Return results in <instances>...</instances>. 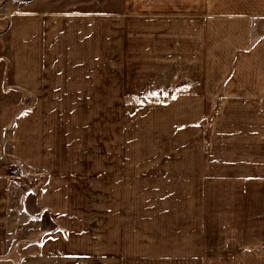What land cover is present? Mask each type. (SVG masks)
Here are the masks:
<instances>
[{
    "label": "crops",
    "instance_id": "crops-1",
    "mask_svg": "<svg viewBox=\"0 0 264 264\" xmlns=\"http://www.w3.org/2000/svg\"><path fill=\"white\" fill-rule=\"evenodd\" d=\"M2 3L0 264H208L204 232L174 231L175 198L151 200L170 188L202 191L207 158L145 152L146 139L131 136L132 100L154 88L179 96L176 112L194 122L221 90L259 88L261 78L213 75L212 18L223 19L226 52L225 18H263L264 0ZM253 252L236 248L235 264H259Z\"/></svg>",
    "mask_w": 264,
    "mask_h": 264
},
{
    "label": "rangeland",
    "instance_id": "rangeland-1",
    "mask_svg": "<svg viewBox=\"0 0 264 264\" xmlns=\"http://www.w3.org/2000/svg\"><path fill=\"white\" fill-rule=\"evenodd\" d=\"M29 1L2 0L5 4H14L10 9H15L17 2L25 3L20 8L27 7ZM2 2L0 7L4 8ZM225 19L226 52L220 47V20L223 19L212 18L213 75L221 70L229 81L236 76L248 80L261 78L260 87L249 90L248 95L238 96L230 95L229 89L221 90L219 95L211 97L210 112L194 122L191 119L197 115L183 110L176 112L174 106L181 104L183 98L176 95L156 97L154 88L151 96L132 100L134 113L138 110L134 105H143L144 109L132 115L131 136L140 138L141 135L146 139L148 147L145 152H154L152 149L156 147V151L162 153L205 154L202 191L191 192L190 186L180 190L170 188L168 198L152 193L151 200L157 203L163 198H175V206L177 204L179 208L172 209L174 214L171 216L179 224L173 225L174 231L181 237L204 232L208 264H235L236 248L254 250V263L255 255H259V264H264V17L229 16ZM4 24L2 22L0 30ZM237 28L243 30L242 41L236 39ZM246 35L251 38L247 39ZM161 105L164 107L159 112ZM156 107L159 108L157 111ZM125 109L129 110V106ZM121 128L118 133L123 139L124 129ZM15 170L17 168L10 169L11 177L25 176L19 169L21 174L17 175ZM162 222L157 227L167 231V225ZM157 227L155 231H159ZM88 228L98 233L100 224L91 220ZM239 260L247 264L242 258Z\"/></svg>",
    "mask_w": 264,
    "mask_h": 264
},
{
    "label": "built area",
    "instance_id": "built-area-1",
    "mask_svg": "<svg viewBox=\"0 0 264 264\" xmlns=\"http://www.w3.org/2000/svg\"><path fill=\"white\" fill-rule=\"evenodd\" d=\"M15 173H17V175H18V173H19V174H21V173L18 171V169H17V170H15Z\"/></svg>",
    "mask_w": 264,
    "mask_h": 264
}]
</instances>
